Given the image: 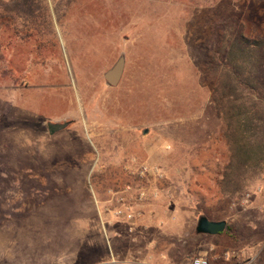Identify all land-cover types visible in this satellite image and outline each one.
<instances>
[{"label":"rangeland","instance_id":"obj_1","mask_svg":"<svg viewBox=\"0 0 264 264\" xmlns=\"http://www.w3.org/2000/svg\"><path fill=\"white\" fill-rule=\"evenodd\" d=\"M227 25L263 36L264 1L0 0V264H264V172L220 186L208 65Z\"/></svg>","mask_w":264,"mask_h":264},{"label":"trees","instance_id":"obj_2","mask_svg":"<svg viewBox=\"0 0 264 264\" xmlns=\"http://www.w3.org/2000/svg\"><path fill=\"white\" fill-rule=\"evenodd\" d=\"M208 67L212 107L223 123L229 150L221 191L235 198L264 172V35L249 37L227 25ZM226 229L217 237L234 240L232 227Z\"/></svg>","mask_w":264,"mask_h":264},{"label":"water","instance_id":"obj_3","mask_svg":"<svg viewBox=\"0 0 264 264\" xmlns=\"http://www.w3.org/2000/svg\"><path fill=\"white\" fill-rule=\"evenodd\" d=\"M125 68V59L122 57L120 60L105 73V79L111 87H116L120 84ZM67 124L48 123L49 133L51 135L65 129ZM227 227L226 221H211L205 217L199 219L197 232L201 234L217 236L223 233Z\"/></svg>","mask_w":264,"mask_h":264},{"label":"built area","instance_id":"obj_4","mask_svg":"<svg viewBox=\"0 0 264 264\" xmlns=\"http://www.w3.org/2000/svg\"><path fill=\"white\" fill-rule=\"evenodd\" d=\"M130 189V187H129ZM118 215L123 217V220L125 223L129 224L130 226V230L132 229V227L136 224V213L135 211H128L126 213H124V211H118ZM115 263V262H113ZM110 263V264H113ZM192 264H209L208 261L206 259H202V258H197L195 260H193Z\"/></svg>","mask_w":264,"mask_h":264}]
</instances>
